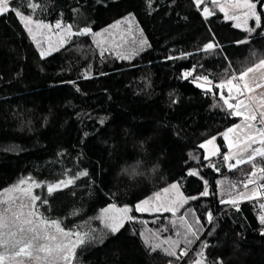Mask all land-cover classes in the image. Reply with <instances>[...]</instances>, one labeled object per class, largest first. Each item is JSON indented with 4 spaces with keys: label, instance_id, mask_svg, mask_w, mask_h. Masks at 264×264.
<instances>
[{
    "label": "trees",
    "instance_id": "16d2710c",
    "mask_svg": "<svg viewBox=\"0 0 264 264\" xmlns=\"http://www.w3.org/2000/svg\"><path fill=\"white\" fill-rule=\"evenodd\" d=\"M20 2L12 0L10 7ZM28 3L38 5L33 21H60L74 33L89 28L96 34L133 18L147 44L131 59L102 56L90 35H73L42 57L15 13L0 15V192L23 180L38 183L39 214L84 236L72 264H194L204 244L206 264H264V199L236 207L220 202L243 191L253 164L264 167V158L226 165L220 136L239 119L220 106L219 89L211 96L197 86L202 80L193 79L206 75L215 84L255 67L264 59V27L252 33L237 27L211 0L200 8L193 0ZM205 6L213 13L207 18ZM257 11L264 25V7L258 4ZM254 25L251 20L248 28ZM210 41L217 47L204 51ZM185 72L192 75L184 78ZM212 137L219 138L220 152L205 160L199 145ZM121 169L144 175L132 181ZM190 170L198 175H188ZM68 179L73 182L66 187L47 191ZM204 181L209 195L199 196ZM173 183L185 197H199L187 207L202 225L199 239L179 260L164 251L168 244L155 251L145 244L181 239L173 217L135 211L136 204ZM126 206L135 220L121 231L96 221L105 209L115 215ZM184 247L181 239L177 256Z\"/></svg>",
    "mask_w": 264,
    "mask_h": 264
},
{
    "label": "snow or ice",
    "instance_id": "6c2138e0",
    "mask_svg": "<svg viewBox=\"0 0 264 264\" xmlns=\"http://www.w3.org/2000/svg\"><path fill=\"white\" fill-rule=\"evenodd\" d=\"M218 0H211L212 4H216ZM237 4L243 5V7L247 10L245 12V15L254 19L255 25L252 28H246L245 30L249 33L255 32L257 29H260L264 27L261 23V15L262 13L257 11V5L259 4L261 7H264V0H256V3H253L252 0H236ZM12 3V0H0V15H3L9 11H12L15 13V15L20 19L21 23L25 27V29L28 31L29 35H33L32 29L29 27V24L33 22V13L35 12L36 8L38 7L35 3H28V0H21L20 4H17L15 7H10ZM194 5L197 8H200L202 4L205 3V0H193ZM149 4H151V0H149ZM24 7L29 10L28 14H24L22 11H18V7ZM203 14L205 15V18L208 16H211L213 13L210 11V9L205 6L202 9ZM220 11L223 12L224 8L221 7ZM226 19H236L235 16L229 17L225 16ZM37 27H44L47 28L49 25L44 24L40 20L35 21ZM117 23H120L119 21ZM239 27V25H236ZM56 28L61 27V22L57 21ZM115 27V25H113ZM72 26H67V33L69 36L72 35H85L91 32V29L84 28L83 30H77V32L71 31ZM98 35V34H97ZM35 39V37L33 36ZM246 41H240L238 43H243ZM141 45H146L147 41L142 40ZM217 47L213 42H208L203 46L204 51H212ZM46 53L44 51H41L40 55L43 57ZM174 57H169V59H172ZM256 68L264 67V59H261L258 64L255 65ZM254 71L253 67H248L246 70H241L239 74L232 73L230 78L225 77L221 79L218 83L213 84V81L209 79L208 76H202V77H193L195 81H203V83H198V87H202L205 89L208 93H213V88L219 89V99L223 102L221 107L227 106L228 114L231 116L236 117H243L245 121H256L257 115L256 114H247L243 112L241 109L248 107L247 104H245V101L243 99H240L239 97L243 96L245 92H251L253 89L249 86V84L246 82L245 77L248 75V73H251ZM184 78H188L190 75H192L191 72H185ZM234 81H237L234 83ZM242 82V83H241ZM261 85H256V87H260ZM225 91L227 92V95H225ZM235 100L236 103H232L231 101ZM259 127L256 129V136H246L245 140L243 142L244 146L243 148L240 147L238 142L230 141L228 144V148L231 150L233 147V144H236L237 151L235 153L230 154H223L222 159L224 162L231 161L233 157H235V163L229 164L230 168L236 167V165L243 164L245 162H251L255 159V157L259 156L261 158H264V112L259 113ZM248 128L252 127L251 123H247L245 125ZM240 125L237 124L234 126V128H239ZM234 128H229L226 133L223 134V138L227 141L229 140L228 133H231L234 131ZM258 137V139H257ZM216 138L212 137L211 139L206 140L204 143H201L199 147L201 149L207 148L208 145H212L214 140ZM253 144H258L260 147H252ZM249 149H251L249 151ZM219 153V149L216 148L211 152L212 156H216ZM205 160L209 159L208 155L204 156ZM253 171L250 172V176H256L255 167L256 165L253 164ZM219 169H217L218 171ZM260 173L264 174V167L260 168ZM80 175H87L86 172H81ZM188 175L196 176L198 173L195 170H190ZM73 181L72 179L68 180H61L59 183L56 184H50L48 185L47 191L49 193H53L58 188H60L62 185L67 186L68 184H71ZM21 184L24 183V181L20 182ZM204 190L199 194V196H207L209 195L208 192V186L207 181H204ZM249 183H254L253 180L249 179L245 184L244 187L247 188ZM35 187H40L38 183L34 182ZM179 185L177 183H173L170 185V188L173 190L178 189ZM235 187V185H233ZM261 188H264V184L260 185ZM164 193L169 192V188L166 187L163 189ZM180 197L175 202V207H169L167 205L158 204L155 208L157 212L160 211L161 207H163V210L165 212H171L173 215H176V210L178 208H182L186 203H188L189 200H195L198 199V196H192V197H184L182 193H177ZM259 193H253V196L248 197V199H253L256 195ZM243 196V193L240 194ZM161 193L157 192L155 194L154 198H150L149 200L141 201L140 203L135 205V211L136 212H143L148 210L145 206L149 205L150 200L154 199L156 201L160 200ZM32 207L35 206L36 201L41 200V198L38 195L32 196ZM46 203V201H42ZM221 203L229 204L233 207H236L238 205L237 199H228V200H221ZM115 208V205L112 206ZM260 208L264 209V203L260 204ZM8 211V209H5L4 212H0V264H4V261L7 260L9 257H20L25 256L29 258V264H32L33 261L37 262V264H60V261H64L65 264H71V260L74 257V249L79 244L84 243V240L82 238H79V233H77V240L75 242L71 240L66 239H59L58 235L60 237H70L72 235L71 232L65 231L64 228L61 227L60 222H58L55 219L48 220L47 218H41L38 221H34L32 217L36 216V212L29 211L27 214H23L20 212H13L11 217H8L5 213ZM105 212L108 211V209L104 210ZM120 215L118 217L113 216L109 217L110 223L106 224V227H108L111 232L116 233L120 230V228L123 227L124 220L133 221L135 220V217L129 215L130 212L133 211L131 207H124L117 210ZM188 212H191L194 215V210H186L184 214H181L179 217V220L183 225H186L185 234L183 236V243L185 244V247L181 249L180 255L177 256V252L175 251L176 248L180 246L181 239L176 240H170V239H164L160 243H150L149 240H145V244H148L151 247L152 251H155L156 249L161 247V244H168L169 247L165 248L164 251L167 252L169 256L176 257L177 260L182 258V256L187 255L188 247L192 243H194V240L199 239V231L200 227V221L199 218H196L195 224L200 225V227H195L192 223H188L186 220V215ZM214 217L211 211L207 212L206 215V221L211 224ZM259 221L261 225H264V215H261L259 217ZM173 226L175 227V221L172 222ZM49 228H55V233H50L48 231ZM167 229H165L166 231ZM262 234H264V231H262ZM143 236V233H141ZM177 237H180V232L177 231L176 233ZM204 248H207V244H204L202 246V249L200 252L197 253V256L199 259H196L194 261V264H206V257L205 253L203 251Z\"/></svg>",
    "mask_w": 264,
    "mask_h": 264
},
{
    "label": "rangeland",
    "instance_id": "374dc122",
    "mask_svg": "<svg viewBox=\"0 0 264 264\" xmlns=\"http://www.w3.org/2000/svg\"><path fill=\"white\" fill-rule=\"evenodd\" d=\"M208 1L209 0H205V3ZM216 5L219 9L221 7L224 8L223 13L225 16L226 14L229 17L235 16L236 19L228 18V20H232L234 23H236V25H239V27L241 28H248L251 20H254L245 15V12L247 10L243 7L242 3L237 4L236 0H218ZM119 22L120 23L113 24L115 25V27H113L112 25L111 27L99 33L91 34L90 32L85 35H90L92 37L94 47H95L94 49L99 51V53L102 56H106L108 54H114L115 56H119L121 58L131 59L135 56V54L139 50H141L144 47V45H141L140 43L143 40V38L141 37V33L133 18H125L124 20H121ZM47 25H49V27L47 28L37 27L35 21L29 24V27L32 29V32H33V35H31L30 38L37 46L40 53L41 51H44L46 53L44 56L49 55L61 49L62 47L66 46L69 42H71L73 38V35L72 36L68 35L67 27L63 26L62 24L60 28H56L55 27L56 24L55 25L47 24ZM33 36L35 37V39L33 38ZM245 80L249 84V86L253 89V91L245 92L243 96L239 97L240 99H243L245 101V104L248 105V107L242 108L241 110L249 115L256 114L258 116L260 112H264V69L263 71L260 72L259 75H254V76L247 75L245 77ZM256 85H261V86L256 87ZM225 95H227L226 91H225ZM231 102L236 103L235 100H232ZM237 118L239 119L238 123L230 126L229 128H234V126L237 124H239L240 127L234 128L233 132L228 133L229 140L226 141L224 139L227 144V147L230 141H235L239 143L241 148H243L244 144L241 141H244L246 136L250 135V136L255 137L257 135L256 128L253 126L254 121H245L243 117H237ZM247 123H251L252 127L251 128L246 127L245 125ZM229 128H227L224 132L226 133ZM208 146L209 147L206 148L207 155L211 157V152L214 149H216V145L212 144ZM252 147H260V145L253 144ZM237 150L238 149L236 147V144L234 143L231 150L229 149L228 154L235 153ZM250 150L251 149H249V151ZM234 163H235V157H233L231 161H228L226 165L229 166V164H234ZM239 165H236V167ZM23 181H24L23 184L19 182L16 185L9 187L3 190L2 192H0V212H4L5 209H8V211L5 214L8 217H11L13 212H20L23 214H27L29 211H34L36 212L37 215L32 217V219L34 221H38L39 219L43 218L39 214L38 209H37L38 201H36L35 206L32 207V200H31L32 196L36 195L35 190L37 187L34 186L33 182H30L27 180H23ZM168 188H169L168 193H164L163 191L159 192L161 193L159 201L151 199L149 205L145 206L148 210L143 211V212H138V213L139 214H151V215H154V214L158 215V214H163V213L169 214L171 217H173L175 224L177 226L176 228L179 230L181 234L180 238L182 239L185 234L186 225H183L181 223V221L179 220V217L181 214H184L186 210H190L187 207L188 203H186L182 208H178L176 210V215H173L171 212H165L163 210V207H161L159 212L155 210L158 204L167 205L169 207H175V202L180 198L177 193L179 192L183 194V192L180 189V186L176 190H173L170 187ZM254 192L259 193V194L256 195L253 199H248V197L253 196ZM241 193H243V196L240 195ZM261 195L262 194H261L260 187L258 185H252V186H248L243 191L233 195L229 199H237L239 201L238 205H241L243 203L254 202V201L260 200ZM154 197L155 195L151 198H154ZM149 199H146V200H149ZM262 212H263L262 215H264V209H262ZM113 216H114L113 212L103 211L99 214L96 221H98L99 223H102L103 225L104 224L106 225L107 223L111 222L109 220V217H113ZM196 218L197 216L195 212H194V215L191 212H188V214L186 215L187 222L192 223L194 225V228L200 227V225L195 224ZM64 229L65 231L71 232L72 235L67 238L60 237L58 235L59 239H66V240H71L75 242L78 238L76 235L77 233H79V238L83 239L84 237L80 231H77V230L71 231L66 228ZM48 231L50 233H55V228H49ZM200 231H201V227H200ZM80 245L81 244H79L73 250L74 257ZM74 257L71 260V264L73 263ZM198 258L199 257L197 256L193 261H195ZM4 264H29V258L23 255L20 257H9L7 260L4 261ZM32 264H37V262L33 261ZM60 264H65V262L60 261ZM190 264H193V263H190Z\"/></svg>",
    "mask_w": 264,
    "mask_h": 264
},
{
    "label": "crops",
    "instance_id": "0c3cea01",
    "mask_svg": "<svg viewBox=\"0 0 264 264\" xmlns=\"http://www.w3.org/2000/svg\"><path fill=\"white\" fill-rule=\"evenodd\" d=\"M254 68V71L253 72H251V73H248V75H251V76H254V75H259L260 74V72L261 71H263V69H264V67H262V68H256V67H253ZM250 77V76H249ZM254 123V122H253ZM253 126H254V124H253ZM255 127V126H254ZM256 128V127H255ZM257 129V128H256ZM225 132H223L222 134H221V136H220V138L224 141V143H225V146H226V148H227V152H226V154H228L229 153V149H228V147H227V144H226V142H225V140H224V138H223V134H224ZM245 140V139H244ZM241 142H244V141H241ZM213 145H216V148H218L219 149V152H220V146H219V138H217L216 137V139L214 140V142H213ZM207 147H209V146H207ZM205 153H206V155H207V150H206V148H205ZM219 154V153H218ZM217 154V155H218ZM216 155V156H217ZM216 156H212L211 155V157H209V159H211V158H214V157H216ZM257 158H259V156H257L255 159H257ZM254 159V160H255ZM226 163H228V162H226ZM246 163H248V162H246ZM243 164H245V163H243ZM243 164H241V165H243ZM241 165H239V166H241ZM229 167V166H228ZM238 167V166H237ZM260 168L261 167H257L256 169H255V171H256V179H257V182H259V179H260V177L262 176V174L260 173ZM251 176H249V178H250ZM248 178V179H249ZM247 179V180H248ZM252 185H258V183H251V184H248V186H252ZM238 206V205H237Z\"/></svg>",
    "mask_w": 264,
    "mask_h": 264
},
{
    "label": "clouds",
    "instance_id": "9594fccd",
    "mask_svg": "<svg viewBox=\"0 0 264 264\" xmlns=\"http://www.w3.org/2000/svg\"><path fill=\"white\" fill-rule=\"evenodd\" d=\"M120 174L127 176V178L132 181H135L144 175L142 172H138L136 170L129 172L127 169H121Z\"/></svg>",
    "mask_w": 264,
    "mask_h": 264
},
{
    "label": "built area",
    "instance_id": "2783aa9c",
    "mask_svg": "<svg viewBox=\"0 0 264 264\" xmlns=\"http://www.w3.org/2000/svg\"><path fill=\"white\" fill-rule=\"evenodd\" d=\"M236 82H237V81H234V83H236ZM213 93H214V92H213ZM210 95H211V96H214V94H212V93H210ZM253 124H254V126H255L256 128H258V127L260 126V125H259V115L257 116V120L254 121ZM249 179L253 180L254 183H258V182H257V179H256V176H254V177L251 176ZM249 179H248V180H249ZM248 180H247V181H248ZM249 184H251V183H249ZM261 194H262V195H261V199H264V192H262Z\"/></svg>",
    "mask_w": 264,
    "mask_h": 264
},
{
    "label": "water",
    "instance_id": "95a60500",
    "mask_svg": "<svg viewBox=\"0 0 264 264\" xmlns=\"http://www.w3.org/2000/svg\"><path fill=\"white\" fill-rule=\"evenodd\" d=\"M120 215V213L119 212H117V213H115V215L114 216H116V217H118ZM129 215H131V216H133L132 215V212H130L129 213ZM127 222H131V221H128V220H124V222H123V227L122 228H120V230L119 231H121L124 227H125V224L127 223Z\"/></svg>",
    "mask_w": 264,
    "mask_h": 264
}]
</instances>
